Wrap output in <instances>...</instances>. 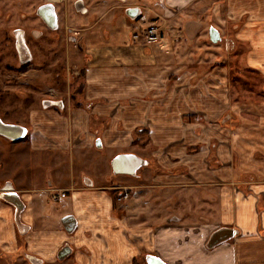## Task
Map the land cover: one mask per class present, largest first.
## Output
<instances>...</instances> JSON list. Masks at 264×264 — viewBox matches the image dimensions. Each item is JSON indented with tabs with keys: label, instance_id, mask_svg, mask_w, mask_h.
<instances>
[{
	"label": "crops",
	"instance_id": "crops-1",
	"mask_svg": "<svg viewBox=\"0 0 264 264\" xmlns=\"http://www.w3.org/2000/svg\"><path fill=\"white\" fill-rule=\"evenodd\" d=\"M146 2L155 17L176 25L175 31H184L185 36L166 34L149 45L118 30L123 20L106 24V35L92 27L93 34L84 39L86 64L79 105L64 103L60 111H34L29 145L36 151L60 150L62 167L66 158L87 162L88 155L93 158L101 150L109 155L106 161L111 169L115 154L133 153L145 160L139 167L143 172L116 174L119 186L102 182L104 173L100 179L90 177L89 188L75 190L73 178L65 180L60 168V188L71 192L66 212H73L77 221L70 233L61 228L46 231L34 221L44 209L38 195H26L25 210L33 216H28L29 221L20 216L17 226L9 221L11 213L0 201V246L19 261L15 253L20 247L13 235L17 227L25 236L35 229V234L55 236L44 252L38 246L24 252L42 264H146L148 255L166 264H264V104L247 105L261 111L257 127L247 120L233 130L219 125L228 108L224 82L213 74L198 77L201 61L194 65L187 51L178 52L187 48L200 26L194 11L216 5V15L221 11L222 19H247L249 28L240 38L250 42V67L264 74V0ZM140 133L146 135L156 161L151 174L145 172L144 146L133 143ZM97 138L101 147L95 145ZM211 141L215 167L208 161ZM192 147H197L195 152L189 150ZM245 173L252 177L244 179ZM112 187L129 190L120 217L111 212ZM80 199L84 202L79 207ZM34 202L39 208H28ZM222 227L231 228L233 235L207 247L211 234ZM8 234L13 241L5 243L2 236ZM65 243L71 255L60 261L57 253Z\"/></svg>",
	"mask_w": 264,
	"mask_h": 264
},
{
	"label": "rangeland",
	"instance_id": "rangeland-1",
	"mask_svg": "<svg viewBox=\"0 0 264 264\" xmlns=\"http://www.w3.org/2000/svg\"><path fill=\"white\" fill-rule=\"evenodd\" d=\"M43 1L45 0H0V116L10 123L24 126L27 133L24 138L16 142L0 136V180L8 177L13 179L16 188L23 192L30 191L35 187L47 188L46 184L51 189H56L55 192H57L65 189L64 187L60 188L61 168L65 173L63 176L65 180L73 178V189L75 190L89 188L91 185L89 178L100 179L104 173L107 175L106 179H100L102 182L106 181V183L113 186H119L121 183L119 181L116 182V174L110 169L108 160L106 161V157L109 155L104 151L100 150L97 154L95 152L93 158L88 155L87 162H82V159L77 157H73L74 161L71 158L64 159V166H67L68 161L71 162V164L69 163V166L71 165L70 170L68 166L62 167L60 150L53 152L48 150L36 151L29 146L33 126L31 115H33L34 111H42L44 108L41 105L42 99H62L65 104L79 105L83 83L82 71L86 64L85 36L89 33L93 34L92 27L99 28L103 34L107 31L105 28H101V24L106 23L108 17L103 20L89 19L85 21L80 16L73 15V12H70L71 10L69 9L62 15L63 19L61 20V23L63 22V24L66 23L67 25V27L66 25L62 26H65V29L63 28L62 30L64 35L67 34L65 37L63 36L64 40H61L60 37L58 39L51 38L57 32L52 33L42 29L40 22L34 15L35 7ZM71 1L59 0L57 2L59 11L60 6L61 8L63 7V10L69 7ZM201 1L206 2L207 0ZM133 3L142 5L145 10L139 22L143 26L151 23L154 16L151 13L152 11H149L146 0H128V4ZM110 4L115 3L110 2ZM214 7L215 9L194 11L193 16L198 20L197 22L200 23V26L193 40L188 41L186 39L188 41L187 48L182 49L180 47L178 52L187 51L190 55L189 59L192 60L194 65L198 64L196 62L200 63L201 61L199 69L202 73H199L198 77L202 76L203 78L213 74L214 78H218L219 82H224L225 103L228 108L218 119L217 123L219 125L233 130L239 124H242V120H247L257 127L260 125L261 111L259 109H249L247 105L252 103L257 105L264 104V74L261 70H257L253 66L250 67L251 64L248 62V55L251 49L250 42L240 38V33L249 28L247 19L244 16L239 20L222 19V12H219V16L216 15V5ZM182 15L183 12L178 14L177 18ZM156 19L158 20L159 18ZM155 22L161 25L160 28L164 31V36L171 33L175 37L184 35V31H175L176 25H168L166 19H159ZM122 25H119L121 27L118 30L122 29V32L128 33L130 38H132L134 33H139L138 30L134 29L137 24L133 23V21L129 20ZM210 26L215 27L219 32L220 39L216 43L209 39L208 29ZM74 27H79L81 30L73 31L72 28ZM18 28L26 31L33 55L30 67L24 70H16L14 68L17 61L13 51L11 35ZM33 30L42 31L43 35L39 39H35L32 36ZM62 31H59L58 34L60 32L63 33ZM182 44L184 45L185 43L183 42ZM217 70L220 73H216ZM46 108L60 111L55 106ZM134 138L135 142L133 143L144 146V150L141 153L147 158L146 162L148 163V168L145 172L151 174L156 161L150 154L151 147L147 144L146 135L140 133L138 137ZM214 143V141L210 143L211 149L208 156L209 164L212 167L217 165L215 152L212 148ZM194 150L191 152H195ZM92 151L94 152V150ZM99 159L105 160L97 162ZM158 169L160 170V168ZM163 171L164 169H162ZM79 172L83 179L81 184L77 181ZM142 172L143 169H139L138 174ZM250 177H252V174L245 173L243 178ZM101 181L99 182L102 183ZM119 190L120 187H112L109 193L113 196ZM70 193H68V196ZM40 199L45 202L43 214L40 219H34V221L40 222V226H45L46 231H60V217L66 214V210L69 208L67 205L64 208H60V202L56 204L48 202L43 197H40ZM25 202L28 203V201ZM83 202L80 199L77 205L80 207ZM86 202V204H91V201L87 200ZM29 207L30 209H37L39 205L34 202V206L29 203ZM88 208L84 211H87ZM28 216H33V212L24 210L21 215L22 219L29 221L30 217ZM8 219L13 225L17 226L15 215L9 214ZM36 224L39 225V223ZM17 228V232H14L13 235L16 237L18 241L16 243L20 248L15 253V256L21 257L20 261H24L26 264H29V259L24 256V252H29L35 246L36 248L38 246L40 252H44L46 248L51 246L55 238L49 232L47 234H35L34 231H38V229L25 236L20 234ZM4 236L2 238L5 239V243L13 241L12 234ZM20 261L12 253L2 251L0 246V264H21Z\"/></svg>",
	"mask_w": 264,
	"mask_h": 264
},
{
	"label": "flooded vegetation",
	"instance_id": "flooded-vegetation-1",
	"mask_svg": "<svg viewBox=\"0 0 264 264\" xmlns=\"http://www.w3.org/2000/svg\"><path fill=\"white\" fill-rule=\"evenodd\" d=\"M58 1L59 0H45L42 3L38 4L34 10V15L40 22L42 29L52 33L57 32L56 34L51 36V38L53 37L58 39L60 37L61 40H64V37L67 34L64 35V31L62 30L63 28L65 29V26L64 27L62 26L66 25V23L65 24H63V22L61 23V20L63 19L62 15L65 12H67V10L69 9L71 10L70 12H73V15L74 14L78 15L81 18H83L85 21L86 20L88 21L89 19L103 20L104 18L108 17L106 23L101 24V28H105L106 24L111 25V23L114 22L115 20H123L124 23L130 20L133 21V23H136L137 25L143 26V24L139 22L140 18L142 17L143 11H145L143 9V6L138 3L128 4V0H72L69 4V7H66L64 10L63 7L61 8L60 6V11L57 3ZM110 2H114L115 4H110ZM148 9L150 8L148 7ZM135 10L137 11V14L133 19H131L130 15L134 14ZM151 13L153 14V12ZM156 18L157 17L154 16V18L151 21L152 22L158 21ZM72 29L73 31L81 30V28L79 27H74ZM59 31H62L63 33L60 32V34H58ZM32 32H33L32 36L35 39H39L43 35L42 31L33 30ZM104 34L106 35L107 32L105 31ZM11 37H12L13 51L15 53V58L17 61L14 65V68L16 70L17 69L24 70L29 68L33 60V55H32L31 45L28 42L26 31L24 29H19V28L15 29ZM60 100L62 101V106H63L64 103L62 99H42L41 105L43 106V104L46 103L47 101H60ZM49 106H55L58 109H60L55 104L44 106L43 109H46V107ZM0 121H2L3 123L16 124V123L8 122L4 118H2V116H0ZM26 134L27 133L25 132V135L22 138H24ZM0 136L7 139L1 134ZM22 138L17 140H9V139L8 140L12 142H16L21 140ZM46 187L47 188H41V187H39L38 189L34 188L31 189L30 191L23 192L20 189L16 188L14 184V180L8 177L0 180V201L7 206L9 212L15 215L16 219H18L21 216L22 212L26 209V205H27V203L25 202L26 195H31V196L38 195V197H43V199H46L48 202H52L56 204L60 202V208L66 207V204L69 201L68 191L66 189L58 190V191H64L63 195L61 194L59 195V194H54L56 189H51V187L48 186V184H46ZM127 192H129V190L126 187L125 188L121 187L118 193H116L113 196L112 195L110 196L111 209H112L111 212L115 217H120L124 212L123 208L128 198ZM72 222L74 223V228H75L77 221H76V216L73 212L68 211L66 212V214L60 217V227L62 228V230L68 233L72 232L74 228L72 229V231H67L65 227L70 226ZM70 249L71 248L67 243L63 244L57 253L58 257L60 254L58 260L62 261L65 258H68L71 255ZM66 251H68V253L65 256L61 257L63 253H65ZM29 264H42V263L41 261H36V260L34 261L29 259Z\"/></svg>",
	"mask_w": 264,
	"mask_h": 264
},
{
	"label": "water",
	"instance_id": "water-1",
	"mask_svg": "<svg viewBox=\"0 0 264 264\" xmlns=\"http://www.w3.org/2000/svg\"><path fill=\"white\" fill-rule=\"evenodd\" d=\"M137 14V11L135 10V13L130 15V18L133 19ZM208 36L210 41L213 43H216L220 39V35L218 30L210 26L208 29ZM51 104L57 105L59 108L62 107V101H47L43 104V106H48ZM25 127L19 124H9V123H3L0 121V134L6 137L9 140H17L22 138L25 135ZM95 145L97 147H101L100 139L97 138L95 141ZM145 163V160L133 153H127L122 152L116 154L110 161L111 169L114 174H128V175H136L137 170L139 167H141ZM67 231H72L74 228V223L72 222L70 226L65 227ZM233 230L228 227H222L214 231L211 236L209 237L207 241V247H213L214 245L227 240L233 235ZM68 253L66 251L63 253V256H65ZM60 257V254H59ZM146 264H166L159 258L153 255H148L146 258Z\"/></svg>",
	"mask_w": 264,
	"mask_h": 264
},
{
	"label": "built area",
	"instance_id": "built-area-1",
	"mask_svg": "<svg viewBox=\"0 0 264 264\" xmlns=\"http://www.w3.org/2000/svg\"><path fill=\"white\" fill-rule=\"evenodd\" d=\"M161 25L156 22H151L146 26L137 25L135 29L139 33H134L132 39L134 41H143L146 44H152L154 42L162 41L164 39V31L160 28ZM54 194H64V191H57Z\"/></svg>",
	"mask_w": 264,
	"mask_h": 264
},
{
	"label": "trees",
	"instance_id": "trees-1",
	"mask_svg": "<svg viewBox=\"0 0 264 264\" xmlns=\"http://www.w3.org/2000/svg\"><path fill=\"white\" fill-rule=\"evenodd\" d=\"M195 148L194 147H192V148H190V151H192V150H194Z\"/></svg>",
	"mask_w": 264,
	"mask_h": 264
}]
</instances>
